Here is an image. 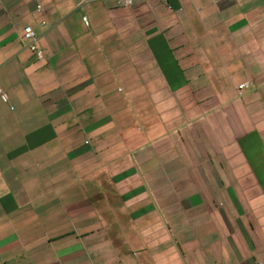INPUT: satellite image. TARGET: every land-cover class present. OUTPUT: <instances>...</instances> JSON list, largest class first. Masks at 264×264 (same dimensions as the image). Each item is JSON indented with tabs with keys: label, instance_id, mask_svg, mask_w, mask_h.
<instances>
[{
	"label": "crops",
	"instance_id": "1",
	"mask_svg": "<svg viewBox=\"0 0 264 264\" xmlns=\"http://www.w3.org/2000/svg\"><path fill=\"white\" fill-rule=\"evenodd\" d=\"M0 89V264H264V0H0Z\"/></svg>",
	"mask_w": 264,
	"mask_h": 264
},
{
	"label": "built area",
	"instance_id": "2",
	"mask_svg": "<svg viewBox=\"0 0 264 264\" xmlns=\"http://www.w3.org/2000/svg\"><path fill=\"white\" fill-rule=\"evenodd\" d=\"M124 5L130 6L133 3V0H119ZM86 23L89 24V20L86 17ZM24 36L27 39L30 48L36 53V55L39 58H43L45 56L44 50L40 45L39 36L36 33V31L31 26H27L25 28ZM247 85V83H242L240 85V88H244ZM0 93L2 94V97L7 100L8 95L6 92H4L2 89H0Z\"/></svg>",
	"mask_w": 264,
	"mask_h": 264
}]
</instances>
